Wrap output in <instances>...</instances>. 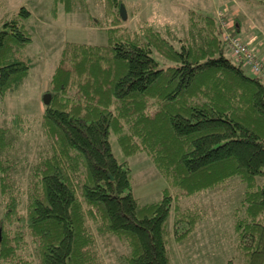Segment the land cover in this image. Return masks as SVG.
<instances>
[{
  "label": "trees",
  "instance_id": "trees-1",
  "mask_svg": "<svg viewBox=\"0 0 264 264\" xmlns=\"http://www.w3.org/2000/svg\"><path fill=\"white\" fill-rule=\"evenodd\" d=\"M98 1L106 19H95L84 0L51 2L52 14L61 4L86 12L108 38L63 45L40 120L48 147L30 165L24 191L0 157V264H99L98 241L109 237L127 249L119 264H172L170 240L185 241L205 219L183 201L235 186L234 255L224 264H264V78L225 55L211 14L188 10L182 32L147 22L124 29L123 1ZM30 15L22 6L0 19V102L31 68ZM25 121L16 115L12 127ZM7 133L0 128V152ZM111 134L125 157L151 159L167 182L160 200L132 195V170L115 157Z\"/></svg>",
  "mask_w": 264,
  "mask_h": 264
},
{
  "label": "rangeland",
  "instance_id": "rangeland-1",
  "mask_svg": "<svg viewBox=\"0 0 264 264\" xmlns=\"http://www.w3.org/2000/svg\"><path fill=\"white\" fill-rule=\"evenodd\" d=\"M25 0H0V19L14 15L22 7L19 5ZM25 6L32 9L30 17L26 20V27L32 34V41L25 48L24 53L31 61V68L27 76L13 91L6 93L0 102V128H7L9 145L5 151L0 152L2 159H7L13 164L12 179L18 189L25 190L30 165L42 155L48 147V142L41 132L40 120L44 109L42 96L49 93L50 78L59 60L63 45L66 42L102 45L107 41L105 27H95L90 24L86 12H67L59 5L55 14L50 12L52 0H45L36 7L30 5V0ZM204 1V13L211 14L217 20L221 29V38L224 31L222 21L230 23L231 28L241 19L245 27L236 36L240 37L255 54L264 61V9L259 4L242 2L244 8H227L221 0ZM88 10L97 20L106 19L105 6L98 0H84ZM32 6V7H31ZM217 9V10H216ZM126 10V9H125ZM179 14L180 11L176 9ZM174 10L172 16L167 18L166 13H158L155 21L141 20L140 17L127 19L123 28L137 29L142 23L147 22L156 28H161L167 21L180 32L187 23L188 8L184 18L180 19ZM31 11V10H30ZM127 11V10H126ZM108 16V15H107ZM254 24L260 32V40L253 42L245 39L248 27ZM127 24V25H126ZM232 34V33H231ZM225 55L231 57L229 46L225 47ZM234 62L235 61L233 58ZM245 72L254 76L248 66L242 64ZM263 78V77H261ZM264 81V79H262ZM20 115L26 119L22 128L15 130L13 118ZM112 151L118 160L125 159L132 170L131 192L142 203L160 200L162 191L167 187L166 180L158 173L151 159L139 152L130 157H125L121 152L115 137L110 135ZM264 182V180H263ZM240 187L234 190H216L204 192L198 197L184 200L182 205L197 204L205 213V219L200 221L196 230L181 243L170 240L169 249L172 264H224L234 255V234L231 226V210L236 205L240 194ZM24 195L21 194L20 198ZM3 197L0 194V216L2 215ZM171 219V217H169ZM127 251L113 237L99 239L98 253L99 264H119L120 255ZM236 264H241L237 262Z\"/></svg>",
  "mask_w": 264,
  "mask_h": 264
},
{
  "label": "crops",
  "instance_id": "crops-1",
  "mask_svg": "<svg viewBox=\"0 0 264 264\" xmlns=\"http://www.w3.org/2000/svg\"><path fill=\"white\" fill-rule=\"evenodd\" d=\"M26 1V0H25ZM20 3L21 6H26L28 4L27 2ZM30 5L33 4L34 7H36L40 2H42V6L44 5L45 0H30ZM125 6L127 19L130 18H137L140 17L141 20H149V21H155V17H157L158 13L160 15L162 13H166L165 15L167 18L171 17L173 14V11L178 9L180 11V14L178 12V15H180V19L184 18L186 10L188 8H195L196 10L203 12L204 9V1L203 0H122ZM212 2V0H207L206 2ZM221 2L225 5V7L229 8H244L242 7V2L252 4V2L259 4L260 8L264 9V2H260L259 0H221ZM32 7V6H31ZM30 12H32V9ZM217 10V9H216ZM204 13V12H203ZM162 16V15H161ZM164 25H171L169 21L163 23ZM127 25V24H126ZM163 25V26H164ZM173 26V25H171ZM174 27V26H173ZM245 27V22L239 19V21L236 23V28L239 30H243ZM260 26V30H261ZM260 30H257L255 25L252 23L248 27V31L246 33V37L248 41L253 42L256 40H260Z\"/></svg>",
  "mask_w": 264,
  "mask_h": 264
},
{
  "label": "built area",
  "instance_id": "built-area-1",
  "mask_svg": "<svg viewBox=\"0 0 264 264\" xmlns=\"http://www.w3.org/2000/svg\"><path fill=\"white\" fill-rule=\"evenodd\" d=\"M221 26L226 30H229L232 27L230 23L224 21H222ZM222 39L227 46H229L232 55L231 57L234 58L235 61L248 66L254 76L264 78V61L255 54L252 48L248 47L240 37L231 34V32L229 33L228 31L223 32Z\"/></svg>",
  "mask_w": 264,
  "mask_h": 264
},
{
  "label": "water",
  "instance_id": "water-1",
  "mask_svg": "<svg viewBox=\"0 0 264 264\" xmlns=\"http://www.w3.org/2000/svg\"><path fill=\"white\" fill-rule=\"evenodd\" d=\"M120 16L123 20H126V10H125V6L123 4L120 5ZM50 93H45L42 96V101L44 104H48L50 102Z\"/></svg>",
  "mask_w": 264,
  "mask_h": 264
}]
</instances>
